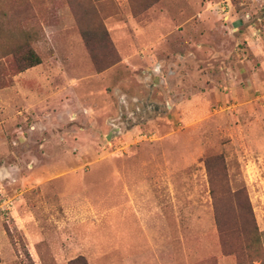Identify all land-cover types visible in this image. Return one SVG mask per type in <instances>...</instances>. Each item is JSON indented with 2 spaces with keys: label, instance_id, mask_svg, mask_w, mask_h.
<instances>
[{
  "label": "rangeland",
  "instance_id": "obj_1",
  "mask_svg": "<svg viewBox=\"0 0 264 264\" xmlns=\"http://www.w3.org/2000/svg\"><path fill=\"white\" fill-rule=\"evenodd\" d=\"M0 264H264V0H0Z\"/></svg>",
  "mask_w": 264,
  "mask_h": 264
},
{
  "label": "trees",
  "instance_id": "obj_2",
  "mask_svg": "<svg viewBox=\"0 0 264 264\" xmlns=\"http://www.w3.org/2000/svg\"><path fill=\"white\" fill-rule=\"evenodd\" d=\"M21 61L25 67H32L41 63L40 57L33 50H29L25 52L21 57ZM260 236H261L260 234H256L253 237V244H255V246L259 245L261 240Z\"/></svg>",
  "mask_w": 264,
  "mask_h": 264
}]
</instances>
